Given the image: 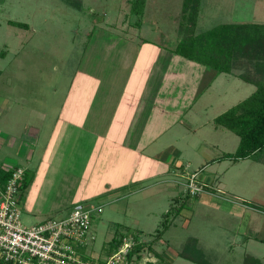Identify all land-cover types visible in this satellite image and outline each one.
I'll list each match as a JSON object with an SVG mask.
<instances>
[{
  "label": "rangeland",
  "instance_id": "rangeland-1",
  "mask_svg": "<svg viewBox=\"0 0 264 264\" xmlns=\"http://www.w3.org/2000/svg\"><path fill=\"white\" fill-rule=\"evenodd\" d=\"M183 1L146 0L141 26H137L132 0H79L81 8L67 0H0V165L14 159L11 163L17 161L36 169L55 130L54 140L46 150L49 164L45 166L53 170L52 180L42 187L37 179L39 185H35L42 189L44 202L38 207L46 214L38 216L25 210L24 225L67 216L79 206L77 202L71 204L73 197L93 195L101 189L103 182L96 163L98 156L102 158L100 150L92 153L93 158L87 157L90 140L77 141L71 136L64 141V125L54 121L69 106L76 105L75 92L80 91L81 84L86 83L88 91H92L99 80L97 73L103 75L104 87L119 80L118 59L123 57V63L129 60L133 53L127 51L130 44L141 37L175 42ZM9 20L29 27L12 25ZM226 22L264 23V0H202L199 31ZM103 96L102 93L93 104V117L100 111ZM22 118L24 124L17 128L19 132L11 131L12 124ZM39 118V143L26 135L22 138L20 129L27 132L30 125L40 127ZM219 132L227 136V149H235L239 136L231 130ZM14 136L17 141L10 144ZM23 140L25 156L19 154ZM30 152L33 156L27 159ZM180 159L186 172L197 171L200 178L206 175L213 189L199 196L183 193L178 202L169 197L170 188L158 196L153 189L132 196L126 190L120 198L117 193L86 197L82 206L103 207L102 212L94 213L91 234L96 239L91 253L107 255L112 238L122 233L139 234L143 241L152 242L159 230L163 231L162 240L155 245L167 251L175 264H196L177 254L193 237L199 239L200 248L213 264H243L247 254L259 257L264 264V242L260 240L264 235V149L248 159L235 162L227 158L210 166L204 164L206 168L202 162L213 158L201 155L192 160L183 155ZM45 167L39 166L43 176ZM28 174L32 179V172ZM28 191L24 200L27 197L31 201L34 191ZM151 261L143 260L144 264Z\"/></svg>",
  "mask_w": 264,
  "mask_h": 264
},
{
  "label": "crops",
  "instance_id": "crops-1",
  "mask_svg": "<svg viewBox=\"0 0 264 264\" xmlns=\"http://www.w3.org/2000/svg\"><path fill=\"white\" fill-rule=\"evenodd\" d=\"M197 31L203 30L199 31L197 27ZM178 42L179 37L175 42L169 43L141 37L127 49L133 50V53L126 63L122 62L123 57L118 59L121 62L117 65L116 77L119 80L114 81V85L104 87V77L97 73L95 76L99 80L92 91H88L86 83L81 84L80 91L75 92L76 105L69 106L58 114L54 123L64 125V141L71 136L77 141L88 139L90 141L87 144L92 146L86 156L88 154L93 158L97 150L102 153V158L99 159L98 156L96 159L100 182H103L101 189L93 195L79 194L70 200L71 204L77 202L76 205L82 206V200L86 197H104L111 193H117L116 197L120 198L126 190L132 196L154 189L153 194L158 196L163 191H168V188L169 197L173 202H178L179 197L185 193L184 182L187 176L181 156L186 155L192 160L201 155L213 158L207 163L202 162L203 165L210 166L227 159L223 157L226 153L236 151L240 139L235 149H227L224 143L227 136L220 134L219 130L229 129L217 126L215 118L250 96L256 86L243 80L238 71L216 75L206 65L174 53ZM87 79L88 76L85 81ZM102 93V106L93 117V104ZM20 124H24L23 118L12 124L11 131L16 129L19 132L17 128ZM30 126L27 132L20 129L22 138L26 135L39 143L41 125ZM54 131L51 132L49 144L54 140ZM16 141L17 137L14 136L10 144ZM49 144L45 146L46 153L41 160H37L36 169L25 166L27 173L32 172V184L26 189L29 190L28 193H31V189L34 191V199L28 201L29 198L26 197L24 200L26 189L23 191V212L27 210L38 216L46 214V211L38 207V204L44 202L41 198L44 195L40 186H35L39 185L37 179L41 180L40 184L44 187L52 180L54 173L50 166L45 167L49 164L46 151ZM25 146L23 140L19 147L21 156L26 155ZM213 151L215 153L212 155ZM32 156L30 152L27 159ZM80 161L83 162V159ZM11 162L14 159L3 161L0 168L20 164L17 161L15 164ZM188 164H191V160ZM39 166L46 168V175H41ZM200 179L208 185L209 190L213 189V182L206 175ZM167 212L166 216H169L171 210ZM154 238L152 249L162 255L164 262L175 264L167 251L159 250L155 245L162 240L159 230ZM180 252L181 250L177 254ZM150 257L152 261L147 264L159 261L153 251Z\"/></svg>",
  "mask_w": 264,
  "mask_h": 264
},
{
  "label": "trees",
  "instance_id": "trees-1",
  "mask_svg": "<svg viewBox=\"0 0 264 264\" xmlns=\"http://www.w3.org/2000/svg\"><path fill=\"white\" fill-rule=\"evenodd\" d=\"M67 2L81 8L79 0H67ZM145 4L146 0H132V10L138 16L135 22L137 26H141ZM201 7L202 0L183 1L178 28L179 42L173 52L206 65L214 70L216 75L238 71L243 80L256 86L250 96L215 118L217 126L225 127L239 136L236 151L223 156L237 162L240 159L250 158L264 149V23L226 22L198 32ZM9 23L22 28L29 27V24L20 21L9 20ZM1 73L0 70V75ZM9 173L8 167L0 168V179L5 180ZM31 181L26 172L22 184L23 191ZM164 226L166 228L168 224L165 223ZM161 232L163 231H159V235ZM124 235L122 233L112 238L108 253L122 243ZM260 240L264 241V235ZM146 249L157 255L159 261L156 264H170L164 262L162 255L152 249L151 241L140 242L134 247L131 256L134 264H142V252ZM179 255L196 264H213L206 258L196 237L186 242ZM243 264H263V262L259 257L247 254Z\"/></svg>",
  "mask_w": 264,
  "mask_h": 264
},
{
  "label": "built area",
  "instance_id": "built-area-1",
  "mask_svg": "<svg viewBox=\"0 0 264 264\" xmlns=\"http://www.w3.org/2000/svg\"><path fill=\"white\" fill-rule=\"evenodd\" d=\"M8 169L9 176L0 179V264H134L132 251L144 242L139 234H125L107 255L91 253L96 239L91 234L94 213L102 212V205L76 206L67 216L24 225L22 184L27 168L15 165ZM184 186L192 196L209 191L197 171L187 172ZM150 256L151 251L144 250L141 261Z\"/></svg>",
  "mask_w": 264,
  "mask_h": 264
}]
</instances>
